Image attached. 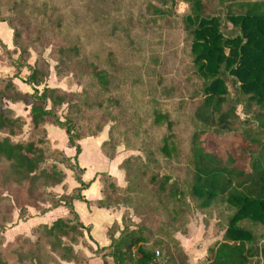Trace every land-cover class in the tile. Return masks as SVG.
<instances>
[{"label":"trees","instance_id":"trees-1","mask_svg":"<svg viewBox=\"0 0 264 264\" xmlns=\"http://www.w3.org/2000/svg\"><path fill=\"white\" fill-rule=\"evenodd\" d=\"M40 1L34 0V6ZM184 1L188 12L182 23L189 40V54L197 73L204 79L203 97L192 112L195 126L186 136L177 134V120L167 108L162 109L155 100L147 98L136 73L129 83L127 97L119 91L121 88L115 92L111 84L115 77L126 79L131 59L117 63V59H110L114 55L112 49H106L105 61L97 58L89 62L88 81L82 92L72 94L48 86L39 90L38 86L47 77L48 64L40 57L32 65L27 63L28 47L21 43L26 23L13 15L5 19L12 29L11 42L18 50V62L28 64L30 73L25 83L33 90L21 92L11 79L0 89L1 188L10 182L5 170L14 176L12 182L27 181L31 193L39 181L60 183L63 175L54 165L50 170L40 169L46 158L44 142L34 138L12 140L22 121L3 105L4 95L12 101L27 100L31 129L37 130L49 122L64 131L67 145L74 148L75 154L68 157L56 150L68 161H77L81 150L78 141L95 137V132L83 136L74 131L73 119L62 121L55 112L62 104L69 102L70 112L94 109L100 115L116 117V124L127 121L133 124L132 130L124 125L120 136L110 130L108 139L101 143L110 160L115 158L119 140L143 155L127 157L118 164L123 171V188L105 172L99 174L110 182L102 187L97 206L124 208L120 223L113 222L106 230L108 246L96 250L103 264H189L188 254L176 234L186 232L195 211L206 219L215 217L222 224V233L206 247L204 262L199 264H259L260 256L264 255L255 231V227L264 226V0ZM144 2L145 12L156 23L170 15L177 0ZM45 6L35 19V31L29 33L32 43L44 44L48 30L62 27V21L54 18L53 7ZM226 23L233 30L231 35H224L221 30ZM117 25L118 20H112L108 34L121 41ZM81 34L68 48L57 49L58 63H63L66 52L79 57L86 47ZM127 46L124 45V52L131 55ZM223 72L232 76L237 85L235 98L229 97ZM74 97L78 101H70ZM131 98L134 106L129 113ZM238 107L241 116L236 112ZM80 176H76L80 184L76 193L62 194L39 211L45 213L63 206L71 217L57 218L50 225L34 228L40 233L37 241L46 240L48 249L57 251L58 258L75 264H84V260L73 251L72 244L82 236L83 229H89L80 222L73 207L74 200L88 202L81 191L90 182ZM128 210L138 218L137 222L131 219ZM41 255L49 256L43 247L36 245L20 256L21 261L43 264ZM0 264L7 263L0 258Z\"/></svg>","mask_w":264,"mask_h":264},{"label":"rangeland","instance_id":"rangeland-1","mask_svg":"<svg viewBox=\"0 0 264 264\" xmlns=\"http://www.w3.org/2000/svg\"><path fill=\"white\" fill-rule=\"evenodd\" d=\"M33 2L34 0H0V89L8 79H11L19 91L32 93L33 90L25 83L30 73L28 64L23 65L18 62V50L11 42L12 29L7 20L5 21L7 17L13 15L20 22L26 23V28L21 32V43L28 47L27 63L32 65L40 57L48 64L47 77L38 86L39 90L43 86H48L58 87L72 94L82 92L88 81L86 70L89 68V62L105 61L106 49H112L114 55L110 59H117V63L131 59L130 70L125 75L126 79L122 81L115 77L111 84L115 92L121 88L119 91L127 97L130 94L129 83L136 73L147 98L155 100L162 109L167 108L171 116L177 120L178 135L186 136L193 129L195 122L192 112L203 97L201 88L204 79L197 73L189 54V40L182 23V17L188 12V4L184 0H177L170 15L157 20L156 23H152L151 17L145 12L144 0H41L35 6ZM43 5L53 7L54 18L58 17L62 21V27L59 30H48L44 44L32 43L29 33L35 31L37 27L35 19L42 12ZM114 19L118 20L117 33L122 40L125 39V43L122 40L113 39L108 34ZM221 30L224 35H231L233 32L227 23L222 25ZM81 32H83L81 38L86 43V47L82 49L83 51L81 50L79 57H72V54L66 52L63 53V63H58L57 49L68 48L69 43H75L79 39ZM124 45H129L127 49L131 55L124 52ZM221 76L228 89L229 97L235 98L238 90L233 77L224 72ZM70 101L74 102L78 99L74 97V99L70 98ZM2 102L22 121L20 130L12 136V140L34 138L44 142L46 158L40 165V169L50 170L54 165L62 171L63 175L60 183L45 184L39 181L31 193L28 190L27 181L12 182L15 180L14 176L5 170L4 175L10 182L7 187L0 186V258L7 264H31L28 261H21L20 255H26L29 249L39 245L49 255L48 257L40 256L43 264H64L63 260L58 258L57 251L48 249L46 240L37 241L40 233L34 230L35 227L32 228L27 219L38 215L42 207L50 206L60 195L76 193L80 187L76 176L81 174L82 179L83 173L78 168L77 161H68L61 154L62 152L54 148L53 144L62 146L66 139L62 129L47 122L39 126L37 130H33L29 123V103L26 99L12 101L4 95ZM68 103L56 108L55 112L62 121L66 118L73 119L71 123L74 131L83 136L95 132L94 136L104 137L105 141L108 139L110 130L113 135L120 136L119 131L125 126L133 129V124L128 121L123 125L116 124V117L100 115L94 109L70 112ZM132 106L134 103L131 98L127 108V111H131L129 113H132L130 109ZM236 112L242 115L240 107L236 109ZM99 125L100 128H97ZM91 140L93 139H83L84 152L88 156L85 160L93 164L94 170H103L109 162L99 154V151L96 153L93 149H89L88 141ZM119 141L115 147V157L119 163L127 157H143L140 150L126 147ZM85 168V172L90 169L88 166ZM95 179L97 180V177ZM99 180H102V187L109 186V178L99 176ZM115 182L118 187L125 186L124 177L122 185ZM120 192L119 190L118 193ZM62 208L65 214L62 218H70L66 207L62 206ZM118 209L121 213L124 210L122 206ZM128 211L131 219L137 222L138 218L132 214L131 210ZM214 218L206 219L202 213L195 211L189 218L186 232L176 234L181 246L189 254V264L203 263L206 247L222 233L221 222H217ZM255 231L259 236L258 247H261L264 226L255 227Z\"/></svg>","mask_w":264,"mask_h":264},{"label":"crops","instance_id":"crops-1","mask_svg":"<svg viewBox=\"0 0 264 264\" xmlns=\"http://www.w3.org/2000/svg\"><path fill=\"white\" fill-rule=\"evenodd\" d=\"M49 128L47 130L48 132ZM48 132L47 135L49 134ZM86 138L93 139L91 141H88V146L90 147L89 149H93L96 153H98L99 151V154H101V156H103L105 160L109 162L108 165L105 164V169L94 170L95 167L93 166V164L85 160V158L88 156L85 155L84 152L85 148L83 146V139ZM86 138L78 141L81 150L77 156V164L82 169V180L85 182H90L89 186L82 189L81 191V195L88 202L74 200L73 207L78 215L80 222L89 229L88 231L86 229L82 230V236L75 244H72V248L75 253H78L83 258L84 264H103L101 258L96 253V250L108 246L109 238L107 236L106 230L113 222L118 223L120 221L122 213L118 208H106L97 206L96 201L102 196V182L101 180H99V174L101 172H105L106 174L114 178V180L118 182V185H122L123 172L118 169L119 160L117 159V157L110 160L104 154V151L101 148V143L104 141V137L95 136ZM53 145L55 149L62 151L68 157H73V155L75 154L74 148L67 145V139H65L62 146H57L55 144ZM85 166L90 167V169H88V171L90 172H85ZM86 174H88V176H86ZM96 177L97 180L95 179ZM62 209V206H58L45 213L33 215L32 217L27 219V222L31 224L32 228L40 224L50 225L57 218L64 217L65 214ZM61 212L63 213L60 215ZM107 260L110 261V258H107ZM63 263L75 264L72 261H63Z\"/></svg>","mask_w":264,"mask_h":264},{"label":"built area","instance_id":"built-area-1","mask_svg":"<svg viewBox=\"0 0 264 264\" xmlns=\"http://www.w3.org/2000/svg\"><path fill=\"white\" fill-rule=\"evenodd\" d=\"M262 245H261V248L263 249V251H264V238H263V240H262ZM259 264H264V255H261L260 256V262H259Z\"/></svg>","mask_w":264,"mask_h":264}]
</instances>
